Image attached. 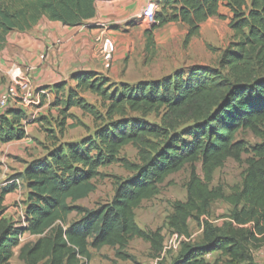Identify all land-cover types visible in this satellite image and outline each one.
I'll return each mask as SVG.
<instances>
[{
  "label": "trees",
  "instance_id": "trees-1",
  "mask_svg": "<svg viewBox=\"0 0 264 264\" xmlns=\"http://www.w3.org/2000/svg\"><path fill=\"white\" fill-rule=\"evenodd\" d=\"M155 2L156 23L145 32L147 52L155 48V32L174 24L187 27L185 45H189L204 23L223 18L222 7L233 16L232 47L220 67L195 66L187 75L176 72L131 86L88 72L72 77L75 86L61 82L41 89H50L55 99L51 106L60 108L59 133L49 131L47 154L27 163L0 189V264H10L25 234L38 239L20 247L18 258L24 264H88L90 249L104 247L116 249V256L127 260L131 258L124 251L134 238L149 243L160 257L165 247L162 230L141 229L136 210L187 166L191 168L187 199L174 203L167 228L189 239V222L194 220L203 234L198 242H182L171 264H219L206 260L208 254H217L223 264H258L253 250L264 243V142L250 147L237 135L250 131L264 139V0ZM95 16L96 0H0V45L10 32H28L44 19L77 27ZM87 93L98 97L101 106L89 103ZM74 108L92 117L95 131L78 143H64L60 137L68 119L74 121L68 127H84L70 113ZM134 114H155L161 123L147 125ZM27 124L28 116L20 108L0 114V153L3 146L27 137ZM182 126L187 127L181 130ZM127 146L137 150L138 162L121 157ZM243 155L250 157L242 184L229 195L222 187L211 188L215 172L229 159L241 163ZM197 163L202 164L203 177ZM115 164L132 176L115 178L112 201L95 209L76 205L95 192L93 181L103 176L101 169ZM21 188L26 199L20 223L4 214L6 197ZM217 201L232 208L221 226L204 220ZM73 213L80 219L69 223Z\"/></svg>",
  "mask_w": 264,
  "mask_h": 264
},
{
  "label": "rangeland",
  "instance_id": "rangeland-1",
  "mask_svg": "<svg viewBox=\"0 0 264 264\" xmlns=\"http://www.w3.org/2000/svg\"><path fill=\"white\" fill-rule=\"evenodd\" d=\"M220 13L223 18H212L204 23L201 27L200 35L193 38L187 46L185 45V38L188 29L185 26H182V28L175 27L177 29L173 31L172 36L162 40L157 39L155 35V48L150 52L146 50L145 32L147 30L143 36L136 33L133 35L135 40L134 49H130L127 58L123 60L120 67L121 74L119 78L121 81L113 82L109 80L113 84L134 86L142 81L163 80L176 72H182L187 75L189 70L195 66L220 67L225 52L232 47L234 42V34L230 28L233 16L225 7L221 8ZM151 27L152 25L149 26L148 30ZM262 75L264 76V71ZM1 84L3 86L6 85L3 82H0ZM44 96L45 101L47 100V95ZM85 98L89 103L98 107L101 106L98 97L87 93ZM54 100V98L51 99L50 103H53ZM40 107H42L40 113L34 118V121L38 123L35 126H31L29 131V142L21 144L11 143L2 148L0 153V189L10 184L24 170L27 163L35 159H41L47 154L46 147L51 145L49 131L59 133L57 122L62 120L60 108L52 107L50 104L48 106L46 101L45 106H42L41 101ZM33 111L36 110L34 109ZM70 113L80 119L84 127L70 128L68 126L73 124L74 121L68 119L67 127L64 129L62 137H60L62 142L78 143L93 135L95 125L92 117L83 115L79 109L71 110ZM132 116L141 119L147 125L159 126L161 123V118L155 114L147 117H142L138 114ZM42 118H45V120L41 121ZM186 127L182 126L181 130ZM237 140H244L250 147L264 142V139L256 137L250 131H241L237 135ZM121 157L132 162H138V153L133 146L125 147ZM249 157V155H243L241 163L233 159L227 160L224 167L215 172L211 188L222 187L224 193L229 195L234 186L242 184L244 172L248 168L246 160ZM196 167L198 174L203 177L202 164L197 163ZM101 172L103 176L93 181L96 186L95 192L90 194L88 198L78 201L76 205L95 209L100 205L110 203L115 195V178L127 179L132 176V173L125 170L120 164L103 168ZM190 175L191 168L187 166L179 173L170 176L160 187V194L151 200L144 201L140 208L136 210V222L141 229L153 232L159 229L162 230V234L165 237V247L160 257L155 255L149 243L139 238H134L124 251V254L131 259L122 260L116 256V249L104 247L99 251L90 249L92 258L88 264H171L181 249V238L175 239L176 234L170 233L167 228V222L174 212V203L187 199V184ZM25 199V188L9 194L5 200L6 211L4 217L21 223L25 211ZM231 210V206L225 202L217 201L211 205L204 220H208L215 226H221L227 221L226 217L229 216ZM79 219L80 216L73 213L70 215L68 222L73 223ZM189 230L190 241L198 242L202 238L203 228L198 222L191 220L189 222ZM37 239V237L25 234L22 237L21 246L26 243H34ZM20 247L14 250L10 264H24L18 258ZM261 249H264V243L259 249L253 250L254 258L258 264L264 263L258 255ZM212 260L213 262L218 261L219 264L224 262L217 254H213Z\"/></svg>",
  "mask_w": 264,
  "mask_h": 264
},
{
  "label": "crops",
  "instance_id": "crops-1",
  "mask_svg": "<svg viewBox=\"0 0 264 264\" xmlns=\"http://www.w3.org/2000/svg\"><path fill=\"white\" fill-rule=\"evenodd\" d=\"M150 1L155 2L96 0V16L82 26L69 27L44 19L28 32H10L2 46L0 45V79L6 84L0 85V93L11 85L15 72L26 78L34 89L40 90L41 96L47 95L45 101L48 106H51L50 100L54 98V94L50 89H41L51 88L61 82H69L75 86L71 81L75 74L94 72L113 82H120L122 62L127 58L130 49H134L133 35L137 33L143 36L151 26L141 18ZM182 26L184 25L174 24L159 29L155 34L156 38H168L177 29L175 27ZM101 34H104L103 40L97 42ZM106 42L113 50L111 70H107L103 58ZM45 101L42 106H45ZM41 108L38 106L22 109L28 116L27 137L14 143L29 142V131L31 126L38 123L34 118Z\"/></svg>",
  "mask_w": 264,
  "mask_h": 264
},
{
  "label": "built area",
  "instance_id": "built-area-1",
  "mask_svg": "<svg viewBox=\"0 0 264 264\" xmlns=\"http://www.w3.org/2000/svg\"><path fill=\"white\" fill-rule=\"evenodd\" d=\"M158 10V5L154 1H150L146 8L143 10L141 14V18L146 20L148 23H150L152 26L156 23L155 21V12ZM103 35L101 34L97 38V42H101L103 40ZM104 53V61H105V67L107 70L112 69V63H113V50L111 46H109L108 42L105 43V46L103 48ZM41 93L40 91L37 92L36 89L31 85V83L21 76V74L15 72L13 81L11 85H9L7 88H5L0 93V114L4 113L9 108H31L35 106L41 105ZM24 216V215H23ZM24 219V218H23ZM179 236L175 235V239H177ZM181 238V244L182 242L190 241V239L185 237H179ZM22 240V238H21ZM259 257L264 261V249H261L259 252ZM213 254H208L206 256V260H212ZM264 264V263H263Z\"/></svg>",
  "mask_w": 264,
  "mask_h": 264
}]
</instances>
